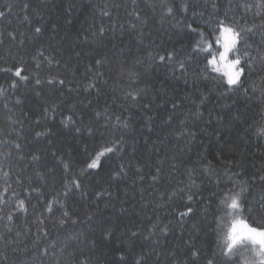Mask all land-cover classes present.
<instances>
[{
	"label": "trees",
	"instance_id": "obj_1",
	"mask_svg": "<svg viewBox=\"0 0 264 264\" xmlns=\"http://www.w3.org/2000/svg\"><path fill=\"white\" fill-rule=\"evenodd\" d=\"M187 2L186 13L177 8L161 21V0H0V69H12L0 71V264H203L190 249L210 254L215 243L217 177L241 172L248 199L264 195V137L256 135L264 97L224 95L215 73L205 79L203 61L191 54L195 36L181 27L227 14L253 28L245 43L259 57L264 18L239 7L256 0ZM170 53L172 60H159ZM262 63L250 77L258 86ZM17 67L27 80L14 75ZM128 68L139 79H129ZM137 92L135 100L128 95ZM117 140L101 167L87 168ZM73 179L80 188L66 190ZM18 199L26 211L17 210ZM186 205L194 211L181 221Z\"/></svg>",
	"mask_w": 264,
	"mask_h": 264
},
{
	"label": "snow or ice",
	"instance_id": "obj_2",
	"mask_svg": "<svg viewBox=\"0 0 264 264\" xmlns=\"http://www.w3.org/2000/svg\"><path fill=\"white\" fill-rule=\"evenodd\" d=\"M152 7H155V5L153 4ZM188 7L187 0H181L179 5H177L176 0H172L171 3L166 2V0H161V21L173 17L177 8L186 13ZM212 7L214 9L216 8L215 3ZM239 7L245 11H251L252 8L255 7L257 9L255 15L264 18V0H256L255 4L241 3ZM25 8H27V5H25ZM4 15L5 12L0 11V17ZM104 15H108V13L105 12ZM196 15L203 16V13L197 14L194 12L193 16ZM25 19H27V17H25ZM137 19H139V16H137ZM177 23L180 24V22ZM132 27L134 28L135 25H132ZM181 27L182 30L186 28L189 33L195 36L194 43L191 46V54L198 56L203 61L201 73L205 79H208L210 74L215 73L216 75L210 78L214 81V86L224 88V95L242 91L245 96L249 95V92L253 95L259 92L260 96L264 97V86H258L255 80L250 79L255 69V62L257 59L264 62V54L259 55V57L250 55L248 49L251 48V45L245 43L247 33L253 32V28L241 26L239 20L234 17L230 18L227 14L224 17L210 14L209 19L203 21V26L189 22L186 25H181ZM35 31L36 33H40L41 28L37 27ZM103 31V29L100 30L101 35H103ZM9 35L12 34L10 33ZM14 38L13 36V39ZM38 55L43 56V53H38ZM45 59H47V57H45ZM166 59L172 60L173 55L170 53L167 58L163 55L159 57L161 62H164ZM49 63H51V61H49ZM96 63L98 66L102 65L100 60H97ZM37 67H39V65H37ZM179 69L182 74L186 75V66L184 62H180ZM0 71L11 72L12 69H0ZM22 71V68L17 67L14 75L20 77L22 80H27L28 77L21 75ZM119 71L121 75H123L125 68L120 67ZM126 71L129 79H132V77L139 79V73L133 71L132 68H128ZM262 71H264V63H262ZM261 82L264 84V77H261ZM40 83L41 81L37 79L36 84L39 85ZM49 83H52V81L50 80ZM59 83L63 84L64 81L60 80ZM12 86H16L15 81H13ZM88 87L92 88L94 85L89 84ZM138 94V92L137 95L128 93L133 100L137 99ZM145 107H147V105H145ZM173 107H175V105H173ZM45 111L47 112V109ZM96 115L99 117L101 114L98 112ZM117 120H119V117H117ZM123 126L126 128L127 124ZM76 131L80 132L81 129L77 128ZM88 131L91 134V127L88 128ZM42 135H44V133L36 132L37 137ZM256 135L264 137V125H260L256 128ZM120 143L121 142L117 140L112 146L105 147L103 151L98 152L94 157H90L87 168L98 169L101 167V157L106 153L118 151ZM16 147L19 148L20 145L16 144ZM39 159V156H33V160ZM64 168L68 171L70 170V165L65 163ZM173 168H175V165H173ZM193 171V169L188 170L189 194H187V200L189 202H192L196 195V193H191V189L196 187V181L192 176ZM3 175L7 177L9 173L4 171ZM37 175H39V173H37ZM224 176L225 179L223 182L217 177V191L212 193V197L216 200L212 221L215 226L212 227L210 223L209 230L216 237L215 243L211 248L210 254L202 252L200 249H190L191 258L193 261H197L203 256V264H264V195L261 196L259 201H256L254 198L249 200L248 195L251 191L250 184L247 179L240 178L242 176L241 172L226 170ZM157 178L158 177H153L154 180ZM260 180L264 181V176H260ZM17 183H19V181H17ZM71 186H74L76 189L80 188L77 179H73L71 185L66 183L65 189H70ZM10 187L9 185L8 188ZM8 188H5V191H8ZM32 191H36V189H32ZM178 191L184 193L185 189L179 188ZM65 195H67V191ZM175 195L176 191L171 193L169 198L171 199L172 196ZM3 202L2 194H0V203ZM61 206L63 207V205ZM16 208L18 211H26L25 201L18 199ZM186 209L185 212L179 213L181 221L194 211L192 207L187 205ZM51 210V202H49V211ZM63 215L67 217L68 212L65 211ZM7 219L12 221L13 215L9 213ZM64 223L65 220H60L61 225ZM73 223H75V221H73Z\"/></svg>",
	"mask_w": 264,
	"mask_h": 264
}]
</instances>
